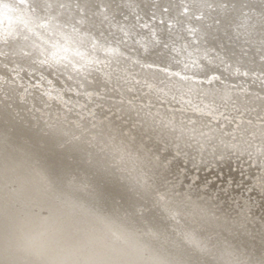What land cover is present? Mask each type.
Wrapping results in <instances>:
<instances>
[{"label":"bare ground","instance_id":"6f19581e","mask_svg":"<svg viewBox=\"0 0 264 264\" xmlns=\"http://www.w3.org/2000/svg\"><path fill=\"white\" fill-rule=\"evenodd\" d=\"M3 2V20L21 21L17 25L25 26L31 24L29 18H47L46 28L61 34L56 39L63 44L75 42V50L67 49L55 60L51 57L56 70L63 71L69 63L74 72L67 69L66 73L81 79L78 83L83 89L93 93L102 86L108 90L111 77L122 95H106L113 98L106 104L115 111L114 117L122 118L95 121L96 129L90 127L87 116L71 122L70 110L55 116L53 107L43 109L47 114L35 125L39 119L32 121L27 111L31 106L41 107L43 96L35 90L23 92L17 83L0 78V216L6 218L24 250L46 264H242L264 244L262 230L256 236L259 242H249L248 220H235L233 225L226 215L213 213L214 201L208 196L195 200L198 195L191 189L188 198L180 200L183 203L178 199L181 194L176 198L163 191L153 196L163 184L166 167L178 163L176 157L164 164V154L170 155L173 149L184 152L185 158H209L220 165L219 170L229 168L232 161L247 159L264 168L260 163L264 160V123L258 122L259 111L254 110L260 99L250 94L245 100V95L236 94L231 96L235 102H230L225 86L220 85L200 91L204 103L199 95L178 96L189 81L148 87L145 76L136 74L134 78L126 71L129 55L136 58L135 69L141 72L140 66L150 63L193 73L194 78L222 63L224 68L218 74L232 73L228 75L231 81H241L236 73L246 70L253 77L255 69L264 74V54L261 60L250 59V47L264 48V0H0ZM21 8L25 13L17 17ZM172 40L186 41V51L177 43L175 53L170 46L166 51L160 46ZM238 40L242 43L231 44ZM227 41L231 44L226 46L228 55L215 58L218 55L211 54L210 59L202 60L204 46L218 49ZM88 42L93 43L92 49L85 45ZM241 44L249 49H238ZM51 48L45 37L35 33L2 37L0 53H9L2 56L0 73L7 76L14 65L32 73L39 67L37 63L43 66L38 62L42 54L51 56ZM242 51L246 56L239 54ZM90 56L104 62H91ZM120 97L124 100H118ZM131 126L127 134L125 130ZM155 146L158 149L151 151ZM72 155L76 156L73 163ZM41 205L48 206L42 216L37 212ZM85 257L89 258L86 262Z\"/></svg>","mask_w":264,"mask_h":264},{"label":"rangeland","instance_id":"374dc122","mask_svg":"<svg viewBox=\"0 0 264 264\" xmlns=\"http://www.w3.org/2000/svg\"><path fill=\"white\" fill-rule=\"evenodd\" d=\"M16 1H18V0H16ZM4 4H5L4 2L2 4H0V38H2V37L6 38V37H9V35H13L14 37L15 36H19L20 33H23V34L24 33L25 34H28V33L33 34V33H35V34L41 36L42 38L45 37L47 39V42L50 43V45L52 47L51 48L52 49L51 56L50 55H46V54H42V58L38 59V62L41 61L43 66L47 65L46 66L47 69H46L45 66L44 67L42 66L44 68L43 69L39 65V63H37L36 65L39 66V67L36 66L37 68H35V69L36 70L38 69V70L36 71L34 69L32 73H29L27 71V69H26V71L24 73L23 69H19V68L17 69L18 65H14L13 67H11V69L12 68L13 69H12V71L10 69L11 72L7 76H4L3 74L0 73V78L1 79H6L7 78V79L10 80V82L17 83L18 86L22 90H25L23 92H27V91H30V90H35L36 92H38V94H40L41 97L43 96L42 97V101H41L42 102L41 103V107H34V106L32 107L31 106L28 109V111H27L28 112L27 114L30 116V118L31 119L33 118L32 121H36L38 119L40 120V121L38 120L39 122L36 121L35 125H38V123L41 122L42 118H44V115L47 114L46 111H43V109H46L47 107H50L51 109L53 107L52 110L55 109L53 111L54 113H55V111H57L55 113V116H57V114H63V112L64 113L65 112L68 113V111L70 110L69 111L70 112L69 120L72 117L71 118V122H77V120L85 119L86 116H87L86 120L87 119L89 120V122L91 123L90 127L93 128V129L97 128V124H98V123L96 124L97 121H99V122L100 121H104L106 119V117L107 118H110V117L113 118V121H114V119L118 121L119 119L122 118V116H121V118H120V116L114 117V115H115L114 112L115 111H112L109 108V106L106 104V101H108L110 99H113L110 96H106L108 93L116 92L117 95H121L120 94L121 93V89L119 88V86L116 83H114V79L113 78L110 77V79L113 80V82H111V81L109 82L108 90L105 89L103 86L100 87L98 90L94 91V93L90 92V91H87V90H84L82 85H80L78 83V82H80L81 79H73L70 74L66 73L67 69L71 73L74 72L70 68V65H68L69 63H67L65 65L66 66L65 69H63V71H60L61 72L60 73L59 70L58 69L56 70V68L53 66V62L54 61L51 60L52 56H53L52 59H54V60L58 59L59 57L61 58L65 54L67 49L69 51H71V49H72V51L75 50V47H74L75 42L74 41L73 42L72 41L69 42L67 40L66 43L63 44L61 41H59L58 37H60L61 34L60 33H56V35H55L54 34L55 32L52 34L53 31L51 32L50 28H46L47 27V20H48L47 18L46 19L44 18L43 20L40 19L42 21L41 22V21H39V19H37V20L34 19L33 20L32 18L27 17V18H29L28 20L31 22L30 25L31 26L33 25V28H30V29H29V27H30L29 24H24L25 26L17 25V23H19L21 21H18L17 23H15V22H13L11 20H3L4 19L3 15H6V12L4 10L6 8H4L5 6H3ZM21 9H19V11H17V13H18V14H16L17 17H21V13L22 12L25 13L24 12L25 10L23 8H21ZM19 13H20V15H19ZM22 20L25 21L26 19L22 18ZM82 21H84L83 18H82ZM77 24H80V23L77 22ZM34 27H35V29L36 28H38V29L39 28L40 29L43 28V29H41L40 31H35ZM77 29L75 31L79 30V29L78 30ZM32 31H34V32H32ZM246 33H247V31H246ZM40 34H42V35H40ZM125 36H126V34L123 35L122 38L125 39L126 38ZM253 36L257 37L256 35H253ZM53 37L54 38L56 37L58 39L55 38L56 39L55 40ZM75 38L76 37L73 36V39H75ZM223 39L224 38H222V40ZM3 41L4 40H2V42ZM244 42H245V40H244ZM246 42H248V41H246ZM57 43H58V45H57ZM88 43L90 44L89 46H88V44H85V45L92 49L93 48V43L92 42H88ZM172 43H173V45H171ZM175 43H177L178 46L182 47L183 50L186 51V47H187L186 46L187 45L186 41H180V42L178 41L177 42L176 40H174V41L172 40L169 43H160V46H162L164 50L165 49L168 50V46H170V47H172V50L175 53V52H177L176 48H174ZM238 43H242V41L238 40V41H235V42H231V44H233V45L236 44L235 46H237ZM231 44L228 41L226 43H224V45L221 43V44H219L218 49L217 48H213L211 46H207V47L204 46V49L201 52H204L205 54L202 55L201 57L202 58L206 57V58L205 59L203 58L202 60L205 61V60L210 59L212 57L211 54H217L218 56H214L215 58H219V56H221L222 54L228 55L227 54L228 50H226L227 49L226 46L229 47ZM59 45L62 48H60ZM188 45H189V43H188ZM257 45H259V44H257ZM252 47H250V50H251V52H250L251 53L250 54L251 58L250 59H257L258 60V58H260V60H261L262 58L260 57V55L264 54V53H262L264 51V48L263 47L262 48L261 47L258 48L256 46H252ZM97 48H98L99 51H102L101 47H97ZM190 48H191V46H190ZM237 48L238 49H240V48L244 49L245 51L249 49V47L247 45H245V44H241V46L237 47ZM56 49H58L59 51L56 50ZM216 49H217L218 52L215 51ZM258 49H261V50H258ZM7 52L9 53L8 50H6V52L4 54L0 53V62H1L2 58L4 57V55H6ZM214 52H217V53H214ZM104 53H106V50L104 51ZM55 54H57L58 56L55 55ZM232 54L234 55V53H232ZM239 54L240 55L244 54L246 56V53H244V51L240 52ZM133 57L134 56H129V55L127 56L128 60H129V65L132 66V67H130L128 65V68L126 69V71L130 72L131 75H135V76H133L134 78L138 77V75L139 76L140 75L141 76H145L143 80L146 82V84H148V87L149 86L156 87V86L159 85V83L165 82V81L169 82V83H173L175 81L180 82V83H183V81H189L192 84L194 83V84H196V86H198V89H197L198 91H197V90H195V88H193V85L191 83L185 82L184 86H182L183 91H181V93L178 92V96L180 94L179 97H181V98H182V96L186 97V94H189L192 97H197V95H199L200 99L202 100V102L205 103V101H204L205 98H204V94H203L204 92H200V91L205 90L203 88L208 87V86H220V85L225 86V88H226V90L228 92V96H230V97L232 95H233L232 97H234L236 94H241L242 96L245 95L244 98H245V100H247V97H250L249 96L250 94L252 95V97L255 96V98L260 99V101H258L256 99L257 100L256 101L257 105L259 107L256 106L254 108V110H256V108H257L256 111H259V112L256 113V116L259 115L258 116L259 119L257 117L258 122L259 123H264V104H263L264 103V99H261V98H264V96H263V94H264V74H260L262 72L261 70L259 71V69H257V70L255 69L254 70L255 71L254 77L251 76L252 75L251 72L250 73L246 72L247 70L243 71L242 73L241 72H237L236 76H238L241 81H237L236 82V81H233V80L231 81V80L228 79V77H230L228 75H233L232 73L231 74L230 73H225L224 74V73L220 72V74L223 75V76L222 75L220 76L218 74L219 73L218 70L222 71V69L224 67L221 68L222 63H220V64L216 63L217 65L214 64L216 67L212 66V68H210L209 71L207 72L208 74L206 73L207 75L206 74L204 75L206 77L199 76V77H194L193 78L192 77V76H194L193 73H189L190 75L192 74L190 76V75H188L185 72L180 73L179 71H177V70H175L173 68L170 69V68H168L166 66L159 67V65L150 64V63L149 64L146 63L147 65L143 64V66L141 65L140 67L142 68L143 71L142 72L138 71L137 70L138 68L135 69V66H134L135 64H137L136 58L135 57L133 58ZM92 58H94V57L90 56L91 62H94V63H97V62L101 63V61H102V63L104 62V60H100V59H97V58L96 59L95 58L92 59ZM92 60H94V61H92ZM96 60H97V62H96ZM33 63H35V60L33 61ZM181 63L183 64V67H185L184 62L181 61ZM200 64H202V63H200ZM240 64L244 65L243 62L239 63V65ZM227 65H229V64H227ZM152 66H155V67L151 68ZM141 68H139V69H141ZM165 68H167V69H165ZM228 69H230V68H228ZM178 70H180V68ZM242 70H244V69H242ZM155 73L158 74V75L156 76ZM136 74H138V75H136ZM143 74H146V75H143ZM79 75L80 74H77L76 76L79 77ZM208 75H210V77ZM214 75H217V76H214ZM81 76L84 77V79L86 77V75L82 74V73H81ZM207 76H208V78H207ZM9 77H11V78H9ZM251 77L254 78V79H249ZM260 77H261V80H260ZM210 78H211V80H210ZM262 78H263V80H262ZM160 79L163 80V81H161ZM217 79H219V80H217ZM88 80H90V79H87V81ZM74 83L78 84V86H76ZM245 84H246V86H244ZM254 85H257V86H254ZM249 88H250V90H249ZM256 90H258V91H256ZM260 90H262L263 92L260 91ZM249 92H251V93H249ZM201 97H203V98H201ZM120 98H118V100H124L123 98H121V99ZM132 98L134 99V97H132ZM136 98H139V96H136ZM133 99H131L130 101H133ZM48 101H49V103H47ZM233 101L235 102V100H233V98H232V100H230V102H233ZM55 103H56V105H55ZM137 103H140V101L139 102L137 101ZM259 103H261V104H259ZM148 104H149V101H148ZM228 104L230 106L232 105V107H233V105H235L234 103H228ZM228 104H225L227 108L230 107ZM152 105H154V104H152ZM55 107L57 108V110H56ZM60 110H61V112H60ZM227 111H229V110H227ZM262 111H263V113H262ZM58 112H60V113H58ZM18 114L19 113L17 112V115ZM31 114H32V117H31ZM238 115H241V113L238 114ZM101 117L103 118V120H101L102 119ZM34 119H36V120H34ZM121 124H123V122ZM126 124L127 123L124 122L123 126L126 125ZM123 126L121 125V126H119V128L122 129ZM133 127L134 126H131V128H128L125 131L126 132L128 130L130 131V129H133ZM128 132H127V134H128ZM145 140H146V143L148 144L149 138L145 139ZM155 147L154 148L151 147V151H152V149H158V147H156V148ZM161 151H162V153H164L163 149ZM165 152H166V150H165ZM179 152L182 153V154H179ZM184 154L185 153L182 152L181 150L179 151V150H176V149L175 150L174 149L171 150V154L170 155L169 154L167 155V153L164 154L165 155L164 159L166 160V161H164L165 165L167 164L166 162H168V163L170 162V158H176V157L178 158V160H177L178 163L176 164L177 166L175 165V167H173V166L171 168L166 167V170H164V172H163L164 173V175H163V177H164L163 184L160 186V189H158L153 196H155L156 194L160 195V194H162L164 192H168V193H172L177 198L181 194L182 196L178 197V199L180 201L182 199V197L183 198L185 197L184 199L188 198V196H189L188 193H190V192L192 193L193 190H194L193 195H198V197H196L195 200H197V199L200 200V199H203L204 197L208 196V200L209 201H214V203H212L213 207H210V209L212 208V210H214L213 213L218 212V213H220V215H224V216L226 215L225 218L226 219L228 218V220H230L231 223L234 222V223H232L233 225L236 223V221L245 220L247 222V220H248L247 223L250 225L249 234H252L249 238H250V240L252 239L254 242H259V239H257L256 236L260 235L259 233L261 232V230H262V232H264V229L262 227V226H264V224H263L264 223V168L263 167H256V165H254L255 164L254 162L253 163H249L250 161L247 159V161L242 160V161H239L237 163L232 161L229 168H227L225 170H219V168H220L219 166L220 165L217 164V162L210 160L209 158L204 159L205 160L204 161V160H200V159L196 160L195 156H192L191 157L192 160H191L189 158H185ZM175 169H176V171H175ZM165 174H166V176H165ZM195 188H197V189H195ZM169 190H171V191H169ZM173 190H175V191H173ZM185 194L187 196H185ZM189 198L191 199V196ZM181 203H183V201ZM140 208H144V206H141ZM250 220H252V221H250ZM255 221L257 222L256 224H254ZM259 226H261L260 227L261 229H259ZM252 240L249 241V242L250 243L253 242Z\"/></svg>","mask_w":264,"mask_h":264},{"label":"clouds","instance_id":"9594fccd","mask_svg":"<svg viewBox=\"0 0 264 264\" xmlns=\"http://www.w3.org/2000/svg\"><path fill=\"white\" fill-rule=\"evenodd\" d=\"M260 163L264 164V160ZM47 208V205L39 206L38 214L42 216L43 211ZM88 259L87 257L83 258L85 262ZM0 264H46L43 259L27 252L20 246L18 237L3 216H0ZM242 264H264V244L250 252L249 257Z\"/></svg>","mask_w":264,"mask_h":264},{"label":"water","instance_id":"95a60500","mask_svg":"<svg viewBox=\"0 0 264 264\" xmlns=\"http://www.w3.org/2000/svg\"><path fill=\"white\" fill-rule=\"evenodd\" d=\"M49 130V132H51L52 133V131H51V129H48ZM47 130V131H48ZM48 133V132H47ZM50 134V133H49ZM24 142H26V141H24ZM23 143V142H22ZM24 144H26V143H24ZM29 144V143H28ZM57 147V146H56ZM58 147H60L59 145H58ZM57 151H58V149L57 148H55ZM76 156H74V155H72V156H69V159L71 160V162L73 163L75 160L73 159V158H75ZM73 160V161H72ZM77 171V170H76ZM93 175L95 176H93V178H97V176H96V172L95 171H93ZM124 196H120V198H121V200H125L124 198H123ZM141 199V198H140ZM141 200H143V199H141ZM125 203V202H124ZM119 206H122V204L121 205H119ZM131 208H133V206L131 207ZM135 212V211H134ZM141 214V213H140ZM136 215H138L139 216V213H137ZM145 215V213L143 212V216Z\"/></svg>","mask_w":264,"mask_h":264}]
</instances>
